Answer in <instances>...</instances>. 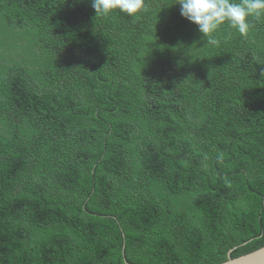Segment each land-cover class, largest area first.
I'll return each instance as SVG.
<instances>
[{
    "label": "trees",
    "instance_id": "trees-1",
    "mask_svg": "<svg viewBox=\"0 0 264 264\" xmlns=\"http://www.w3.org/2000/svg\"><path fill=\"white\" fill-rule=\"evenodd\" d=\"M145 4L0 0V264L264 247V19L210 45L178 0Z\"/></svg>",
    "mask_w": 264,
    "mask_h": 264
},
{
    "label": "clouds",
    "instance_id": "clouds-1",
    "mask_svg": "<svg viewBox=\"0 0 264 264\" xmlns=\"http://www.w3.org/2000/svg\"><path fill=\"white\" fill-rule=\"evenodd\" d=\"M96 17L115 11L136 17L146 11L145 0H90ZM180 15L197 26L206 44L216 45L215 38L222 26L244 36L253 27L252 21L264 19V0H178ZM229 32L225 39H230Z\"/></svg>",
    "mask_w": 264,
    "mask_h": 264
},
{
    "label": "water",
    "instance_id": "water-1",
    "mask_svg": "<svg viewBox=\"0 0 264 264\" xmlns=\"http://www.w3.org/2000/svg\"><path fill=\"white\" fill-rule=\"evenodd\" d=\"M250 242V241H249ZM247 244V243H245ZM237 249V248H235ZM232 249L229 252V257L228 260L221 263V264H264V247L253 251L249 254L237 257V258H232L231 253L235 250ZM126 264H129L128 262H125Z\"/></svg>",
    "mask_w": 264,
    "mask_h": 264
}]
</instances>
